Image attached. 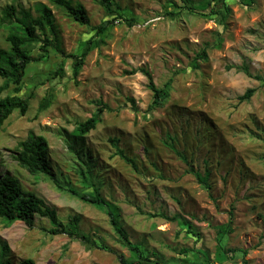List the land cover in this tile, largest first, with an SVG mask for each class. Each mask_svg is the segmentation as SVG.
<instances>
[{
    "label": "rangeland",
    "instance_id": "rangeland-1",
    "mask_svg": "<svg viewBox=\"0 0 264 264\" xmlns=\"http://www.w3.org/2000/svg\"><path fill=\"white\" fill-rule=\"evenodd\" d=\"M72 1L84 6L88 24L48 0H0V17L10 4H47L65 54H80L89 37L103 40L92 42L76 80L71 57L61 77L50 78L63 58L57 52L28 66L17 95L33 92L34 98L25 115L14 110L2 125L0 174L16 176L24 189L42 197L63 225L76 216L77 230L89 241L51 235L44 217L36 216L31 227L22 221L7 226L0 219V258L9 264L26 258L34 264H121L119 255L134 258L103 211L65 191L82 189L83 150L100 195L147 256L154 253L161 264H206L179 252L187 248L210 264H264V0H114L115 14L123 18L107 15L93 0ZM109 18L113 23L94 35L92 28ZM129 18L135 20L131 25ZM6 32L1 26L3 47ZM203 49L206 59L197 56ZM139 67L150 71L157 87L170 82L169 97L159 107H148L147 78L126 73ZM248 88H254L251 97L239 100ZM5 94L11 88L0 97ZM102 105L108 109L100 123L74 143L76 124ZM30 132L45 138L61 188L13 158L16 143ZM111 139L136 168L114 154ZM206 172L202 185L194 173ZM147 213L179 214L196 235L186 224Z\"/></svg>",
    "mask_w": 264,
    "mask_h": 264
},
{
    "label": "trees",
    "instance_id": "trees-1",
    "mask_svg": "<svg viewBox=\"0 0 264 264\" xmlns=\"http://www.w3.org/2000/svg\"><path fill=\"white\" fill-rule=\"evenodd\" d=\"M52 5L61 9V12L75 22L86 25L89 23V18L84 6L79 2L72 0H48ZM99 3L106 11L107 15H118L123 18L122 14H115V9H118L114 0H93ZM32 10L35 12L33 14ZM116 17V19H117ZM115 18V17H114ZM114 18H109L93 27L94 35H98L105 31V29L113 23ZM134 18H129L128 24L134 22ZM6 28L5 41L6 47L0 46V93L8 88H11L12 94H5L0 97V130L6 119L10 114L17 110L18 114L25 115L29 109L30 100L34 98V93L30 92L26 96L17 95L22 89L23 79L25 77L28 66L32 62L45 61L50 51L57 52L62 55V59L57 64L54 72L51 73L50 78L61 77L63 73V66L66 57H71V74L73 79H77L80 73L86 56L91 50L92 42L99 44L103 42L102 38L95 41L89 37L85 41V45L80 54H65L61 48L60 38L57 33V26L55 24L54 14L52 9L43 2L35 3L34 7L24 8L20 4L14 6L8 5L3 10V15L0 17V27ZM39 51L37 55L33 54L34 49ZM197 56L201 59H206L205 50L200 51ZM136 72L142 73L147 78V88L151 91V101L148 105L150 109L159 107L164 100L169 97L170 82H166L163 86L157 87L152 79L151 73L144 67L133 68L127 71V74H134ZM254 92V88H248L241 94L238 99H249ZM50 102L49 98H44L39 102V106L45 108ZM107 105H102L85 120L76 124L72 135L74 136V143L77 144L78 138L84 136L92 129H95L101 121V115ZM115 148L114 154L118 155L123 161L136 168L134 160L129 157L117 145V139L110 140ZM67 149L78 153L77 148L73 147L71 143H67ZM15 154L13 158L18 165L25 169L33 176H43L48 180L54 181L55 185L61 188L54 178L47 155V143L43 136L35 135L30 132L25 139L19 140L15 146ZM80 151V150H79ZM79 157L82 158L78 175L82 189H75L72 187L65 188L69 194L87 202L99 210L103 211L109 219L118 241L134 254V258H124L119 255L121 264H161L162 260L154 253L147 256L145 252L135 244H132L127 233L123 229L117 215L114 213L111 204L106 201L99 192V186L95 182V176L91 174L90 157L87 152L81 150ZM84 159V160H83ZM199 183L206 184L207 172L204 175L194 173ZM148 216H159L169 220H175L186 224V230L192 235H196V231L192 228L189 222L182 218L179 214L168 216L164 213L154 214L147 213ZM47 218L50 228L47 230L51 235L66 233L72 239H80L88 242L89 239L85 235L80 234L77 230L78 218L76 216L70 217L68 225H63L59 222L56 210L47 205L44 199L38 196L34 191L24 189L18 178L7 172L0 174V219L7 226L15 221H22L27 226L31 227L34 223L35 217ZM231 222V221H230ZM220 233V232H219ZM222 235V233H220ZM242 254L245 250H239ZM180 253H192L201 259L204 263L210 264L209 260L202 256L195 249H181ZM3 255V252L1 253ZM200 260V261H201ZM0 264H9L8 259L0 258ZM19 264H34L32 259H23Z\"/></svg>",
    "mask_w": 264,
    "mask_h": 264
}]
</instances>
